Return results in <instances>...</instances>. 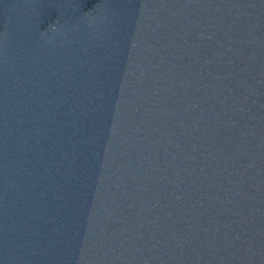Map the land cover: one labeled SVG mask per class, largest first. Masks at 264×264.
<instances>
[{
    "label": "water",
    "instance_id": "1",
    "mask_svg": "<svg viewBox=\"0 0 264 264\" xmlns=\"http://www.w3.org/2000/svg\"><path fill=\"white\" fill-rule=\"evenodd\" d=\"M0 264H264V0H0Z\"/></svg>",
    "mask_w": 264,
    "mask_h": 264
}]
</instances>
